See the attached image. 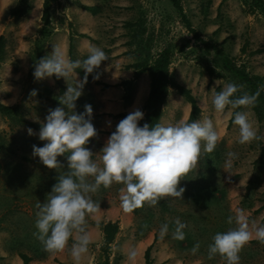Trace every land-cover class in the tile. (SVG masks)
I'll return each instance as SVG.
<instances>
[{
  "label": "rangeland",
  "instance_id": "1",
  "mask_svg": "<svg viewBox=\"0 0 264 264\" xmlns=\"http://www.w3.org/2000/svg\"><path fill=\"white\" fill-rule=\"evenodd\" d=\"M42 4L43 0H0V35L6 38L5 57L0 62V103L16 108L13 116L0 114V264H22L20 250L35 257L29 264H75L71 246L77 233L61 251L45 250L34 235L37 202L47 199L58 176L69 169L64 156L58 157L64 166L49 169L32 155V145L42 146L46 141L38 138L39 129L27 123L42 124L50 109L63 107L59 100L67 86L74 85V74L36 79L29 73L31 65L35 67L41 58L51 55L53 45H67L70 34L74 42L73 60L83 61L89 54L88 50H76L80 37L109 57L88 74L82 95L75 101L77 113L84 110L85 104L93 109L92 123L98 135L90 138L86 146L94 152V159L102 154L100 149L115 125L131 112L130 106L145 113L148 96L143 101L136 100L135 81L132 98L124 100L123 92L121 104L111 105L106 90L125 80L121 70L127 65L151 62L166 46L172 49L169 73L196 98L200 108L196 120L211 119L221 137L212 152L204 151L202 142L197 165L178 185L185 189L181 198L165 196L154 205L144 202L135 208L136 214L131 211L124 218L121 196L125 185L113 182L90 193L100 207L86 216L92 242L79 264H97L103 259L101 225L108 217L119 223L110 245L109 264H144V250L153 241L147 244V238L152 239L154 234L159 238L151 249L153 264H226L219 254L209 259L208 246L217 232L237 226L236 211L243 210L250 227L252 223H264V154L260 152L264 145V118L259 119L252 106L240 109L248 113L259 137L241 144L239 126L233 118L229 122L233 109L226 108L223 113L215 110L214 93L226 83L235 82L220 66L219 51L250 75L261 76L264 82V16L251 7L250 0H179L182 14L190 22L188 28L171 0H53V31L42 51L36 54ZM84 5L95 6L97 12L91 14ZM15 6L25 8L23 15H11ZM84 11L90 15L80 17L78 14ZM80 26H85L86 31H78ZM66 56L69 58L68 50ZM81 70L83 75L76 71L77 80L85 75ZM112 72H116L114 77H108ZM97 74L99 78L93 79ZM105 83L111 86H104ZM32 90L36 95H31ZM189 112L190 104L177 90L169 88L159 123L187 120ZM18 118L27 122H19ZM29 128L32 135L27 132ZM229 216L233 217L232 224L227 222ZM177 218L186 224L184 240L173 238ZM165 223L168 233L161 238L160 228ZM197 242L199 250L193 253ZM155 243L161 247L156 248ZM132 252L134 256L130 255ZM239 256V264H264V243L250 240Z\"/></svg>",
  "mask_w": 264,
  "mask_h": 264
},
{
  "label": "clouds",
  "instance_id": "2",
  "mask_svg": "<svg viewBox=\"0 0 264 264\" xmlns=\"http://www.w3.org/2000/svg\"><path fill=\"white\" fill-rule=\"evenodd\" d=\"M88 52L83 61L71 60L53 45L51 55L41 58L33 71L36 79L53 75L58 78L71 74L75 76L74 85L67 86L59 100L63 107L50 109L39 128L38 138L46 142L42 146L32 145V155L38 157L47 168L64 166L58 160V157L64 156L69 169L66 174L58 176L47 199L43 203L37 202V231L34 235L45 250L61 251L73 233H77L71 246L75 264H79L82 254L92 242L86 229V216L97 212L100 207L92 200L90 193L96 192L101 185L107 188L113 182L122 183L125 191L121 203L125 212L133 211L144 202L154 205L165 196L181 198L185 189L178 185L181 178L197 165L202 142L203 150L212 152L221 138L209 118L192 121L181 119L154 126L148 123L140 125L138 122L143 119L144 113L137 108L115 125L100 149L102 154L94 159V152L86 146L90 138L98 135L92 123L93 109L90 104H85L84 110L77 113L75 101L82 95L88 74L109 57L96 46H90ZM77 69L84 70L85 75L81 80L76 79ZM98 78L99 74L93 77ZM240 88L242 85L229 82L221 91L214 93L212 104L215 110L223 113L229 107L235 110L241 106H254L259 93H245L233 98ZM31 95H36V91L32 90ZM229 115L239 126V143L259 139L258 129L249 120L247 112L232 111ZM27 132L33 134L31 128ZM229 155L235 157L234 153ZM89 177L93 178L92 182L88 181ZM227 222L232 224L233 217L229 216ZM174 223L173 238L184 240L186 224L179 218ZM235 224L236 227L213 236L208 246L209 259L219 254L226 264H239V252L244 245L252 239L264 243V223H252L250 227L249 218L243 210H237ZM168 228L167 223L161 226V238L168 233ZM198 250L199 242L193 246L192 252ZM130 255L134 256L135 253Z\"/></svg>",
  "mask_w": 264,
  "mask_h": 264
},
{
  "label": "trees",
  "instance_id": "3",
  "mask_svg": "<svg viewBox=\"0 0 264 264\" xmlns=\"http://www.w3.org/2000/svg\"><path fill=\"white\" fill-rule=\"evenodd\" d=\"M53 0H43L42 4V25L39 29L38 37L35 39V49L34 52L39 54L45 44V41L50 35L52 34V26H51V19H50V11H51V2ZM173 6L179 10V12L182 15V18L185 20L186 26L190 28V22L185 18V16L182 14V8L179 4V0H171ZM250 5L253 8H256L263 16H264V0H250ZM86 10H88L91 13H96V7L95 6H83ZM25 12V8L22 6H15L11 9V15L14 16H20L23 15ZM5 44H6V38L3 34L0 35V62L5 57ZM259 51V50H257ZM73 54H74V42L73 37L70 34L69 40H68V55L71 60H73ZM219 54L221 55V64L220 66L222 69L229 73L232 78L235 80V83L237 85H242V88L234 94V97H239L245 93L251 95L253 93H259L256 102L254 106H252V109L257 114L259 119L264 118V82L263 78L259 75H250L248 72L245 71V69L241 66H237L234 64L231 59L222 54L221 51H219ZM223 55V56H222ZM172 56V49L169 46H166L162 48L156 56L151 60V62L148 61H139L132 64L127 65V68H133L134 73L132 78L122 80L120 83H117L115 85H120L124 89V95L123 99L126 101H129L132 98L133 90H134V83L140 76L142 72H147L149 75V93L145 100L144 104V116L141 121H139L140 125H143L144 123H148L150 126H154L155 124L159 123L160 117L162 115V106L166 100V97L169 93V88H174L178 91L179 94L183 96V98L190 104V112L188 121L196 120L198 117V114L200 112V108L197 104L195 96L192 94L191 90L181 84H179L177 81H175L171 74L169 73V64L171 61ZM34 66H30L29 73H33ZM80 75H83V72L81 69L76 70ZM104 86H110V84L105 83ZM238 107L237 109L233 111H240L242 108ZM16 112V108L13 106H8L0 103V114L6 115V116H13ZM122 115V114H119ZM232 116L229 120V122L232 120ZM17 121L27 122L26 120L22 118H18ZM29 125H31L34 128L39 129L41 124L38 123H32L27 122ZM261 154H264V145L261 147L260 150ZM133 212L136 214V209L133 210ZM119 230V223L118 221H111L108 220L104 222L101 225V231L103 235V240L100 245V250L103 254V259L97 262V264H109V250L110 245L113 242L117 232ZM159 237L154 234L153 241L145 248L144 250V264H153V260L151 257V249L153 247L154 242ZM18 255L22 260V264H29L31 260H33L35 257L24 252V251H18ZM60 264H63L60 262Z\"/></svg>",
  "mask_w": 264,
  "mask_h": 264
},
{
  "label": "crops",
  "instance_id": "4",
  "mask_svg": "<svg viewBox=\"0 0 264 264\" xmlns=\"http://www.w3.org/2000/svg\"><path fill=\"white\" fill-rule=\"evenodd\" d=\"M91 14H94V13H91ZM78 15L80 17H88V15H90V14H88L86 11H84V12L79 13ZM78 31L84 32V31H86V27L85 26H80L78 28ZM89 47H90L89 42L86 40L85 37H80L79 40H76V50L78 51V53H82L84 51H87L89 49ZM60 49L66 55V50H68V43H67V45L63 44ZM114 73H116V72H112V75L108 76V77H114ZM121 73H122L123 77H125V79H130L133 76L134 69L133 68H125V69L121 70ZM78 79L81 80L80 78H78ZM136 81L138 83V87H136V100L143 101L144 97L147 96L148 93H149V82H150V80H149L148 73L147 72H142ZM143 84H145L144 87H143ZM141 86H142V88H141ZM109 88L110 89L106 90V92L110 93V97H111V99L108 100V102L111 105L121 104V97H122V94L124 92L123 87L120 86V85H113V87H109ZM133 109H134L133 106H130L128 108L129 111H132ZM128 216H129V212H125V217L124 218H127ZM110 219L112 220V218L108 217L106 221H108ZM112 221H114V220H112ZM124 222H126V220H124ZM120 229H123V220H122V218L120 219ZM152 240H153V237H152V239L150 237H148L147 238V244L150 241H152ZM155 247L156 248H160L161 245L155 243Z\"/></svg>",
  "mask_w": 264,
  "mask_h": 264
}]
</instances>
